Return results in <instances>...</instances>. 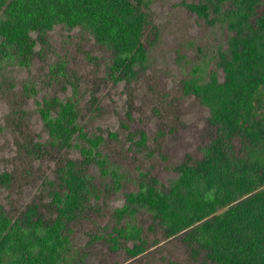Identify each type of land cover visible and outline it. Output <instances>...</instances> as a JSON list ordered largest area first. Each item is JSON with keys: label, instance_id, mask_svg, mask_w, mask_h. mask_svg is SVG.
I'll return each instance as SVG.
<instances>
[{"label": "trees", "instance_id": "obj_1", "mask_svg": "<svg viewBox=\"0 0 264 264\" xmlns=\"http://www.w3.org/2000/svg\"><path fill=\"white\" fill-rule=\"evenodd\" d=\"M156 1L0 0L1 76L46 62L62 25L108 52L103 80L129 93L113 129L87 121L77 86L33 110V76L24 83L1 126L16 149L0 190L37 189L23 202L0 194V264H264V0L182 1L217 42L187 38L179 88L148 82L139 95L163 40ZM49 67L78 77L70 60ZM186 96L206 113L179 158L169 140L184 136Z\"/></svg>", "mask_w": 264, "mask_h": 264}, {"label": "rangeland", "instance_id": "obj_2", "mask_svg": "<svg viewBox=\"0 0 264 264\" xmlns=\"http://www.w3.org/2000/svg\"><path fill=\"white\" fill-rule=\"evenodd\" d=\"M182 1L197 0H158L153 5L156 22L163 29V40L153 53L151 68L138 83L139 95L148 88V82L161 81L171 88L172 92L179 88L178 84L184 79L186 70L177 60V49L179 44L184 43L187 38H198L196 42L204 44L217 42L216 37L211 38L208 35L205 24L198 19L197 15L188 12L182 6ZM87 34L82 33L79 28L69 30L65 26L58 25L51 32L52 45L47 52L46 62H39L31 72L23 68L11 67L13 72L0 75V148L3 154L0 169L13 165L12 159L16 149L13 133L8 129L2 130L1 126L5 127L9 113L21 107L19 103L23 100L20 95L24 96V83L32 76L34 79L32 82H35L38 94L36 96L31 94L28 101L29 109H37V100H42L50 94H59L55 91L63 88L64 84L69 88L68 91L64 90L66 92L64 95L73 94L75 85L80 91L78 95L82 98L84 105L83 113L89 123L96 126L101 124L105 127L112 125L113 129L121 124V118L128 108V89L123 83L116 87L111 85V81L108 84L105 83L103 79L106 76L108 52L98 47L93 37ZM192 51L196 52V49ZM62 60H70V65L76 70L78 77L61 75L57 78L51 75L49 63ZM60 93L63 95L64 92L60 91ZM94 97H98L100 101L95 100ZM182 105L188 111L185 114L187 127L184 130V136L177 140H169L170 152L179 155V158L187 149H192L194 146L196 135L203 125V115L206 113L205 109L194 100V96H186L182 100ZM162 163L161 160L156 171L162 179H166L173 170L169 167L164 168ZM36 189L37 186L28 188L22 196L18 192L13 193L5 189L0 190V194L6 201L11 197H18L23 202L29 200ZM94 260L97 263V259Z\"/></svg>", "mask_w": 264, "mask_h": 264}]
</instances>
